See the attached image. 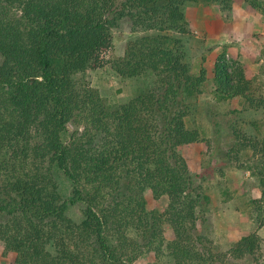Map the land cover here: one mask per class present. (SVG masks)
<instances>
[{"label":"trees","instance_id":"obj_1","mask_svg":"<svg viewBox=\"0 0 264 264\" xmlns=\"http://www.w3.org/2000/svg\"><path fill=\"white\" fill-rule=\"evenodd\" d=\"M196 3L219 5L225 20L232 10V0H0V248L8 264H134L144 254L164 264L260 263L257 231L227 251L200 231L210 197L179 152L202 139L186 124L207 80L187 59L186 7ZM123 19L130 37L109 62L147 85L115 103L76 76L106 63ZM212 75L217 98L254 105L251 80L224 51ZM233 132L237 151L257 156L264 187V140ZM55 167L72 183L68 199ZM148 190L167 197L162 211L148 208ZM69 203L81 204L80 222L67 216Z\"/></svg>","mask_w":264,"mask_h":264},{"label":"rangeland","instance_id":"obj_2","mask_svg":"<svg viewBox=\"0 0 264 264\" xmlns=\"http://www.w3.org/2000/svg\"><path fill=\"white\" fill-rule=\"evenodd\" d=\"M186 16L190 22V34L185 39L191 73L198 75L204 69L207 75L202 93L191 97L193 106L186 118L188 127L201 130L202 139L179 149L196 182L210 197L199 229L220 251L229 250L242 236L257 231L262 237L259 264H264V224L260 225L264 216V187L254 168L257 156L250 149L237 151L233 132L237 128L252 138L264 140V0H232L227 20L217 4H189ZM130 32L128 19H123L112 30L111 48L104 54L106 63L76 76H84L103 97L115 103L137 96L147 85L143 79L121 78L109 62L123 55ZM223 51L231 69L243 68L251 80L253 106L242 99H219L212 92L213 63ZM54 174L61 196L68 199L71 181L57 167ZM146 199L148 208L155 211H162L168 202L165 196L154 198L149 190ZM81 209L80 203H69L67 216L80 222ZM167 237L171 238V233ZM163 261L153 254H144L134 264H164ZM0 264H8L1 248ZM233 264L255 263L235 260Z\"/></svg>","mask_w":264,"mask_h":264}]
</instances>
